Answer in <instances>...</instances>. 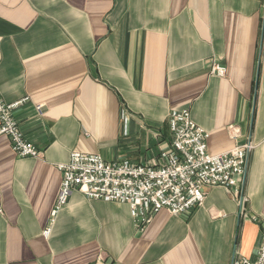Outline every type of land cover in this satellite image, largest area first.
Returning a JSON list of instances; mask_svg holds the SVG:
<instances>
[{"label": "crops", "instance_id": "1", "mask_svg": "<svg viewBox=\"0 0 264 264\" xmlns=\"http://www.w3.org/2000/svg\"><path fill=\"white\" fill-rule=\"evenodd\" d=\"M226 74L212 73L215 64ZM0 93L40 151L0 136V264H233L264 233V0H0ZM44 106L39 115L36 106ZM189 109L210 154L247 141L249 214L222 187L139 229L127 203L74 191L53 215L72 152L162 166L169 114ZM230 126L240 130L233 139ZM50 230L48 236L45 231Z\"/></svg>", "mask_w": 264, "mask_h": 264}, {"label": "built area", "instance_id": "2", "mask_svg": "<svg viewBox=\"0 0 264 264\" xmlns=\"http://www.w3.org/2000/svg\"><path fill=\"white\" fill-rule=\"evenodd\" d=\"M211 71L221 77L227 72L217 63ZM28 101L24 98L8 103L0 93V136L9 137L18 157L36 159L42 153L23 135L15 117V112ZM35 106L42 115L44 106ZM169 116L172 147L162 153V166L106 162L100 154L72 152L69 160L59 166L63 180L53 215L78 191L91 200L127 203L141 230L161 210L173 216L184 215L204 204L209 189L222 187L235 197L240 216L257 222L258 218L249 214L244 187L256 143L247 141L224 153L210 154V134L194 122L189 109L173 110ZM229 129L232 138L238 139L240 130L235 126ZM49 233V229L45 231L46 236ZM259 244L255 261L235 253L233 264H264V233Z\"/></svg>", "mask_w": 264, "mask_h": 264}]
</instances>
